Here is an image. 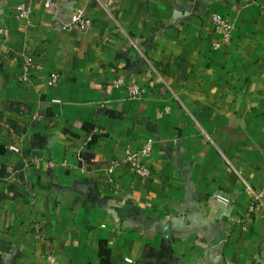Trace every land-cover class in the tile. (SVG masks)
<instances>
[{
  "label": "crops",
  "instance_id": "1",
  "mask_svg": "<svg viewBox=\"0 0 264 264\" xmlns=\"http://www.w3.org/2000/svg\"><path fill=\"white\" fill-rule=\"evenodd\" d=\"M103 2L0 0V264H264V0Z\"/></svg>",
  "mask_w": 264,
  "mask_h": 264
},
{
  "label": "built area",
  "instance_id": "2",
  "mask_svg": "<svg viewBox=\"0 0 264 264\" xmlns=\"http://www.w3.org/2000/svg\"><path fill=\"white\" fill-rule=\"evenodd\" d=\"M116 0H104V6H112ZM50 2V1H49ZM48 2V3H49ZM51 3V2H50ZM49 3V4H50ZM33 5L32 3L22 2L16 7V14L20 18H25L26 23L29 22L32 14H33ZM212 23L214 25V29L216 33L219 35V40L214 43V47L218 48L223 44H228L231 42L233 38V31L235 29V25L233 21L219 13L213 12L212 15ZM92 21L89 17L88 11L85 6L78 7L76 11L62 23L64 29H73L80 28L82 30H87L90 28ZM8 27L7 24L3 21L0 25V34H7ZM43 64L40 61L35 60L33 56H28L25 59V63L23 66V73L20 76L21 81H27L35 71L42 69ZM59 80L58 73H52L50 76L51 83H57ZM128 93L130 98L137 99L142 96L144 93V88L139 84H130L127 86ZM54 101H60L59 99H55ZM154 148V140L149 138L142 147L139 149H129L127 151V155L124 159L126 163L133 164L134 171L136 175L139 177H147L151 174V168L148 164V159L153 154ZM120 163L118 159L113 160L109 166V172H113L115 167ZM251 200L249 203V207L246 215L251 216L258 210L264 207V186L259 189L253 190ZM220 200L224 202H228L229 199L224 196L218 197ZM130 261V259H128ZM48 264H58V259L54 254H50L48 256Z\"/></svg>",
  "mask_w": 264,
  "mask_h": 264
}]
</instances>
